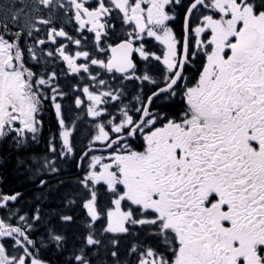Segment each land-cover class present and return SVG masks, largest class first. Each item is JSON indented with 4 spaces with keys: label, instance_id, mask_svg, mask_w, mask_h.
I'll return each instance as SVG.
<instances>
[{
    "label": "snow or ice",
    "instance_id": "snow-or-ice-1",
    "mask_svg": "<svg viewBox=\"0 0 264 264\" xmlns=\"http://www.w3.org/2000/svg\"><path fill=\"white\" fill-rule=\"evenodd\" d=\"M20 2L0 264H264V0Z\"/></svg>",
    "mask_w": 264,
    "mask_h": 264
},
{
    "label": "trees",
    "instance_id": "trees-1",
    "mask_svg": "<svg viewBox=\"0 0 264 264\" xmlns=\"http://www.w3.org/2000/svg\"><path fill=\"white\" fill-rule=\"evenodd\" d=\"M43 148V145H36L35 149L36 151H41ZM15 160L13 158H9V160L4 163V168L0 170V177H3L6 179V183L3 185L5 188L8 187H19L20 190H27L29 194H31L33 190V185L31 182L24 180L23 177H18L15 170ZM24 180V183L21 185V181ZM70 185H66V187H69ZM61 191H64V189H61ZM53 206H55V203H53Z\"/></svg>",
    "mask_w": 264,
    "mask_h": 264
},
{
    "label": "rangeland",
    "instance_id": "rangeland-1",
    "mask_svg": "<svg viewBox=\"0 0 264 264\" xmlns=\"http://www.w3.org/2000/svg\"><path fill=\"white\" fill-rule=\"evenodd\" d=\"M11 0H0V4H7V3H10ZM27 2H30V0H27ZM15 3H16V7H21L22 4L20 2V0H15Z\"/></svg>",
    "mask_w": 264,
    "mask_h": 264
},
{
    "label": "flooded vegetation",
    "instance_id": "flooded-vegetation-1",
    "mask_svg": "<svg viewBox=\"0 0 264 264\" xmlns=\"http://www.w3.org/2000/svg\"><path fill=\"white\" fill-rule=\"evenodd\" d=\"M85 119H87V118H85ZM2 168H4V163H0V170H2Z\"/></svg>",
    "mask_w": 264,
    "mask_h": 264
}]
</instances>
